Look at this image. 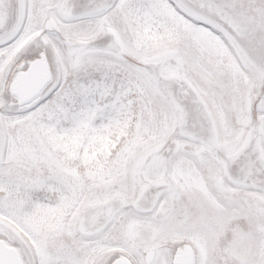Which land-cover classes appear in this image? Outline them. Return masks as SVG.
<instances>
[{
	"label": "snow or ice",
	"instance_id": "snow-or-ice-1",
	"mask_svg": "<svg viewBox=\"0 0 264 264\" xmlns=\"http://www.w3.org/2000/svg\"><path fill=\"white\" fill-rule=\"evenodd\" d=\"M0 264H264V0H0Z\"/></svg>",
	"mask_w": 264,
	"mask_h": 264
}]
</instances>
